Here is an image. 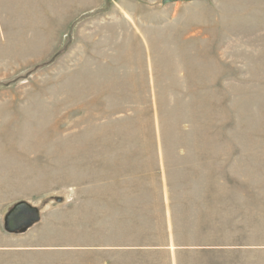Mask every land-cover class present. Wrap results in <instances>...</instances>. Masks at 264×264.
Masks as SVG:
<instances>
[{
    "label": "rangeland",
    "instance_id": "374dc122",
    "mask_svg": "<svg viewBox=\"0 0 264 264\" xmlns=\"http://www.w3.org/2000/svg\"><path fill=\"white\" fill-rule=\"evenodd\" d=\"M0 264H264V0H0Z\"/></svg>",
    "mask_w": 264,
    "mask_h": 264
},
{
    "label": "water",
    "instance_id": "95a60500",
    "mask_svg": "<svg viewBox=\"0 0 264 264\" xmlns=\"http://www.w3.org/2000/svg\"><path fill=\"white\" fill-rule=\"evenodd\" d=\"M38 218L37 210L26 203L14 206L6 216V227L8 230H16L29 220Z\"/></svg>",
    "mask_w": 264,
    "mask_h": 264
}]
</instances>
